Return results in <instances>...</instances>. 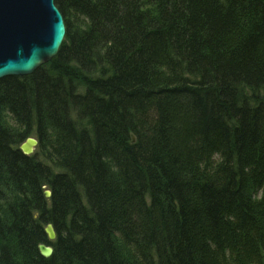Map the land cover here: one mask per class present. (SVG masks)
<instances>
[{
    "label": "trees",
    "instance_id": "obj_1",
    "mask_svg": "<svg viewBox=\"0 0 264 264\" xmlns=\"http://www.w3.org/2000/svg\"><path fill=\"white\" fill-rule=\"evenodd\" d=\"M54 3L0 80V264H264V0Z\"/></svg>",
    "mask_w": 264,
    "mask_h": 264
},
{
    "label": "water",
    "instance_id": "obj_2",
    "mask_svg": "<svg viewBox=\"0 0 264 264\" xmlns=\"http://www.w3.org/2000/svg\"><path fill=\"white\" fill-rule=\"evenodd\" d=\"M66 35L63 16L54 0H0V80L24 77L50 62L58 53ZM38 141L28 137L18 147L31 156ZM45 199L51 192L44 190ZM47 242L55 240L52 224H46ZM38 254L48 259L53 250L46 244L37 246Z\"/></svg>",
    "mask_w": 264,
    "mask_h": 264
},
{
    "label": "rangeland",
    "instance_id": "obj_3",
    "mask_svg": "<svg viewBox=\"0 0 264 264\" xmlns=\"http://www.w3.org/2000/svg\"><path fill=\"white\" fill-rule=\"evenodd\" d=\"M241 94H242V97H243L244 100H247V101L249 100V96H250V94H249V92H248L247 90L242 89V90H241ZM255 97H256V96H255ZM71 119L73 120V116H71ZM30 137L35 138V139L38 141L35 132H33V133L31 134ZM38 143H39V142H38ZM36 153H38V145H37V148L35 149L33 155L36 154ZM39 159L42 160L40 155H39ZM6 193H7L8 199H11V198L13 197L12 192H8V191H7ZM10 201H12V200H10ZM1 205H2V206H5L6 203L3 204V202H1ZM45 225H46V224H45ZM44 227H45V226H44Z\"/></svg>",
    "mask_w": 264,
    "mask_h": 264
},
{
    "label": "bare ground",
    "instance_id": "obj_4",
    "mask_svg": "<svg viewBox=\"0 0 264 264\" xmlns=\"http://www.w3.org/2000/svg\"><path fill=\"white\" fill-rule=\"evenodd\" d=\"M58 52H59V51H58ZM55 57H56V56H55ZM42 66H43V65H42ZM40 67H41V66H40ZM40 67H39V68H40ZM22 143H23V142H22ZM22 143H21V144H22Z\"/></svg>",
    "mask_w": 264,
    "mask_h": 264
}]
</instances>
